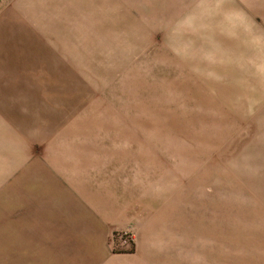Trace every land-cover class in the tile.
<instances>
[{
  "label": "rangeland",
  "instance_id": "374dc122",
  "mask_svg": "<svg viewBox=\"0 0 264 264\" xmlns=\"http://www.w3.org/2000/svg\"><path fill=\"white\" fill-rule=\"evenodd\" d=\"M105 1L0 0V264H264V0Z\"/></svg>",
  "mask_w": 264,
  "mask_h": 264
},
{
  "label": "crops",
  "instance_id": "0c3cea01",
  "mask_svg": "<svg viewBox=\"0 0 264 264\" xmlns=\"http://www.w3.org/2000/svg\"><path fill=\"white\" fill-rule=\"evenodd\" d=\"M116 3V0H110V1H108V3L106 4V1L104 2V4H106V5H109V4H111V5H113V4H115ZM100 4H101V2H100ZM105 7V6H104ZM103 7V8H104Z\"/></svg>",
  "mask_w": 264,
  "mask_h": 264
}]
</instances>
